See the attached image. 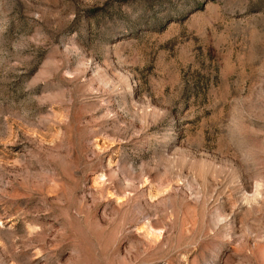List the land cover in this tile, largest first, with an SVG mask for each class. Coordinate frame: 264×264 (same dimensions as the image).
<instances>
[{"label":"rangeland","instance_id":"obj_1","mask_svg":"<svg viewBox=\"0 0 264 264\" xmlns=\"http://www.w3.org/2000/svg\"><path fill=\"white\" fill-rule=\"evenodd\" d=\"M0 264H264V0H0Z\"/></svg>","mask_w":264,"mask_h":264}]
</instances>
